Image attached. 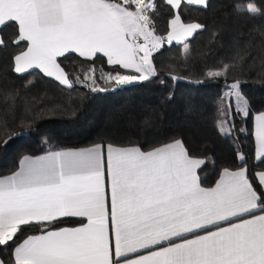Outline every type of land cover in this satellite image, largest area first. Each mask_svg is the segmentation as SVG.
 I'll return each instance as SVG.
<instances>
[{
	"label": "snow or ice",
	"instance_id": "snow-or-ice-1",
	"mask_svg": "<svg viewBox=\"0 0 264 264\" xmlns=\"http://www.w3.org/2000/svg\"><path fill=\"white\" fill-rule=\"evenodd\" d=\"M161 3L169 12L163 32ZM192 6L207 9L208 0H0V48L15 46L14 73L37 69L68 89L151 82L160 77L155 57L165 46H178L186 63L190 38L206 28L183 19ZM230 8L238 17L264 16L255 0H231ZM68 54L81 58L80 68L62 66L58 58ZM245 55L237 46L231 60L203 71L222 82L221 135L252 114L243 81L233 76ZM168 71L169 79H183L177 65ZM254 136L259 171L249 174L237 151L239 163L209 187L199 175L207 159L180 137L148 150L113 139L24 155L0 176V246L10 249L0 264H264V110L254 115ZM70 220L78 226L58 227ZM32 227L39 233L26 234Z\"/></svg>",
	"mask_w": 264,
	"mask_h": 264
},
{
	"label": "trees",
	"instance_id": "trees-1",
	"mask_svg": "<svg viewBox=\"0 0 264 264\" xmlns=\"http://www.w3.org/2000/svg\"><path fill=\"white\" fill-rule=\"evenodd\" d=\"M255 2L264 8V0ZM230 5L231 0H208L207 9L185 7L183 19L199 22L206 28L190 38L191 55L186 63L178 46H165L155 57L160 77L151 82H134L98 91L81 85L68 89L37 69L23 75L14 73L15 46L0 48V175L14 171L24 154L37 155L113 139L126 145H141L147 150L172 137L183 138L194 155L207 159L199 172L206 187L215 183L224 167L234 168L239 163L237 151L244 153L249 174L259 171L252 117L264 110V63H261L264 61V16L238 17L231 14ZM168 16L167 6L161 3V32ZM14 31L15 27L10 25L2 34L7 40ZM237 46L242 54L248 55L233 76L242 79V91L250 100L252 114L243 122L237 117L231 134L221 135L217 128V107L222 82L208 80L203 71L218 67L221 59L231 60ZM58 60L69 71L81 67V58L76 54ZM170 64L178 66L183 78L179 82L168 78ZM101 66L104 72L112 71L111 66L98 61L97 68ZM26 82H31L30 86L25 87ZM242 128L246 131H241ZM76 224L78 221L70 220L58 227ZM25 232L33 234L39 229L32 227ZM9 255L10 249L0 246V258L8 260Z\"/></svg>",
	"mask_w": 264,
	"mask_h": 264
},
{
	"label": "crops",
	"instance_id": "crops-1",
	"mask_svg": "<svg viewBox=\"0 0 264 264\" xmlns=\"http://www.w3.org/2000/svg\"><path fill=\"white\" fill-rule=\"evenodd\" d=\"M188 22H194V21H188ZM108 71H106L105 73H107ZM121 73H124V72H122L121 71ZM255 114H258V112L257 113H255ZM255 114H253V117H252V131H253V141H254V154H255V149H256V140H255V136H254V115ZM90 146V145H89ZM84 147H87V146H84ZM71 148H79V147H71ZM148 150V149H147ZM46 152H44V153H40V154H37V155H44ZM24 155H29V154H24ZM24 155H22L21 157H20V159L24 156ZM37 155H31V156H37ZM19 159V160H20ZM18 167V166H17ZM17 169V168H16ZM15 169V170H16ZM14 170V171H15ZM222 171V170H221ZM221 171H220V173H221ZM13 172V171H12ZM12 172H10V173H6V174H3V175H0V176H5V175H10ZM220 173H219V176H220ZM219 176H218V178H217V180L219 179ZM216 180V181H217ZM216 181H215V183H216ZM215 183L212 185V186H214L215 185ZM75 226H78V224H76V225H72V226H59V227H75ZM39 232H36V233H33V234H38Z\"/></svg>",
	"mask_w": 264,
	"mask_h": 264
},
{
	"label": "rangeland",
	"instance_id": "rangeland-1",
	"mask_svg": "<svg viewBox=\"0 0 264 264\" xmlns=\"http://www.w3.org/2000/svg\"><path fill=\"white\" fill-rule=\"evenodd\" d=\"M101 84V83H100ZM115 86H120V85H115L114 83H109V84H101V89L104 90L109 87H115Z\"/></svg>",
	"mask_w": 264,
	"mask_h": 264
}]
</instances>
